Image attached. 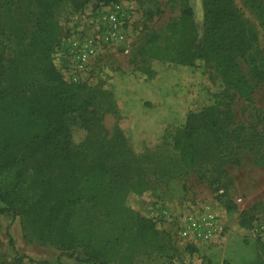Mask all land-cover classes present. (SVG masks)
Here are the masks:
<instances>
[{"label":"rangeland","instance_id":"374dc122","mask_svg":"<svg viewBox=\"0 0 264 264\" xmlns=\"http://www.w3.org/2000/svg\"><path fill=\"white\" fill-rule=\"evenodd\" d=\"M74 3L61 0L55 7L52 61L66 81L92 89L90 108L100 118L94 125L80 113L68 116L74 149L90 151L94 159L116 145L121 132L140 163L119 183L112 212L86 201L69 225L58 220L54 232L43 235L33 208L45 180L37 160L42 146L0 153V208L14 209L0 214V264H166L197 252L180 236V211L205 205L226 223L224 238L206 249L216 246L217 264L264 263V239L248 234L252 222L264 216V0H234L248 21L247 34L256 40L227 68L212 56L195 68L181 65L182 0H91L78 9ZM192 4L202 36L204 1ZM38 12L35 0H0V54L17 60L29 83L44 79L30 49ZM89 41L96 53L80 73L77 50ZM210 103L231 109L238 138L218 148L208 140L203 162L189 165L174 147L175 130L189 112ZM95 139H101L98 147H89ZM81 167L79 178H67L68 187L81 181L87 169ZM132 212L153 221L156 234L139 233ZM66 231L72 242L64 239ZM77 255L97 261L82 262ZM203 258L215 264L206 252Z\"/></svg>","mask_w":264,"mask_h":264},{"label":"trees","instance_id":"16d2710c","mask_svg":"<svg viewBox=\"0 0 264 264\" xmlns=\"http://www.w3.org/2000/svg\"><path fill=\"white\" fill-rule=\"evenodd\" d=\"M35 1L39 12L30 49L42 63L44 79L42 82H26L18 61L0 54V153L18 146H42L37 160L41 172L45 174V180L33 208L36 211L34 220L43 228L41 232L44 235L46 232H54L58 220H65V226L69 225V220L76 215L83 202L103 205L112 212L117 206V199L113 195L117 192L119 183L126 173L135 170V165L140 161L133 155L121 132L117 136L116 145L105 149L94 159H90L94 153L74 149L68 116L80 113L86 123L94 125L100 123V118L95 109L90 108L94 104L92 89L86 83L66 81L52 61L56 42L55 7L61 0ZM73 1L78 9L91 0ZM95 1L109 4L118 0ZM203 1L205 31L201 36L192 0H182L180 63L195 68L199 61L212 56L227 68L231 66L230 61H234V56L245 54L256 39L252 34L250 39V34H247L248 21L235 6L234 0ZM216 36L219 38L216 39ZM262 74L261 80L264 81V72ZM233 123L230 108L224 111L216 103L207 104L198 111L189 112L185 122L176 128L174 147L185 163L193 166L202 163L208 140L212 147L235 142L238 136L237 129L231 128ZM100 142L101 139L91 140L89 147L96 143L98 147ZM227 163L228 160H223L220 166L224 167ZM81 164H85V169L87 168L81 181L73 188L68 187L67 178L77 179L81 176ZM59 179L63 180L60 186L56 183ZM10 210L14 211L6 207L0 208V214ZM133 214L139 233L156 234L153 221ZM72 235L71 231H66L64 239L72 242ZM70 256L74 257V253ZM75 258L86 263L97 261L92 257L82 259L78 255Z\"/></svg>","mask_w":264,"mask_h":264},{"label":"built area","instance_id":"2783aa9c","mask_svg":"<svg viewBox=\"0 0 264 264\" xmlns=\"http://www.w3.org/2000/svg\"><path fill=\"white\" fill-rule=\"evenodd\" d=\"M115 26L117 25L115 24ZM91 43L92 41H89L85 48L77 50L75 67L80 73L89 68L90 59L96 53V50L90 45ZM238 202H241V199H238ZM163 213L166 218L171 217L168 209H164ZM181 215L184 217L179 231L180 236L192 244L197 252L176 256L166 264H205L203 254L206 249L224 238L225 224L222 222L220 214L208 205L198 211H184ZM173 219L178 220L177 217H173ZM248 234L252 239H264V216H259L252 222Z\"/></svg>","mask_w":264,"mask_h":264},{"label":"crops","instance_id":"0c3cea01","mask_svg":"<svg viewBox=\"0 0 264 264\" xmlns=\"http://www.w3.org/2000/svg\"><path fill=\"white\" fill-rule=\"evenodd\" d=\"M181 213H183L184 211H180ZM221 214V213H220ZM221 220L224 224H226L223 220V216H221ZM216 246L210 248L209 250H206V253L208 254V256L212 257L215 260V264H217L219 261L221 262V260L219 259V254H218V249L215 248ZM219 262V263H220Z\"/></svg>","mask_w":264,"mask_h":264}]
</instances>
